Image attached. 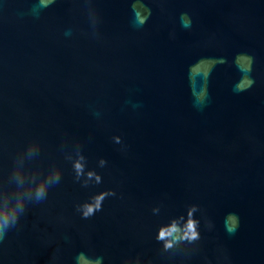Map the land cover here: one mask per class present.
<instances>
[{
    "label": "water",
    "instance_id": "95a60500",
    "mask_svg": "<svg viewBox=\"0 0 264 264\" xmlns=\"http://www.w3.org/2000/svg\"><path fill=\"white\" fill-rule=\"evenodd\" d=\"M21 199L0 264H264V0H0V209Z\"/></svg>",
    "mask_w": 264,
    "mask_h": 264
},
{
    "label": "clouds",
    "instance_id": "9594fccd",
    "mask_svg": "<svg viewBox=\"0 0 264 264\" xmlns=\"http://www.w3.org/2000/svg\"><path fill=\"white\" fill-rule=\"evenodd\" d=\"M117 142H118V138H117ZM81 159H83V157H81ZM100 163L101 165H103L105 162L101 160ZM83 168L84 166L79 162H76L74 164V169L77 173V176L84 174ZM87 175L89 178L95 175L96 182L97 183L101 182V177L98 174L89 172ZM59 178H60V174L56 173L55 175L51 176V178L42 179L35 186V190H34L35 201L39 202L45 199L47 196L48 188L52 184L58 182ZM110 195H115V193L114 192L101 193L99 196L93 198L96 201L95 207H92L90 205L78 206V210L82 212V216L84 218H88L92 216L96 211H99L101 209V203L104 200L105 196H110ZM84 208H86L87 210L84 211L83 210ZM24 210H25V206L22 199L19 202V207L13 206L12 208L0 209V241H3L8 230L17 224L20 214ZM195 210L196 209L193 206V208L189 211L187 231H184L182 235L173 236V233L177 232L175 226H173L170 231H165L163 228L160 230L157 236V240L164 241L165 249L171 248L173 246V242L176 240L193 241L199 238V233L196 231V222L191 219V215ZM168 237H172V239H167Z\"/></svg>",
    "mask_w": 264,
    "mask_h": 264
}]
</instances>
